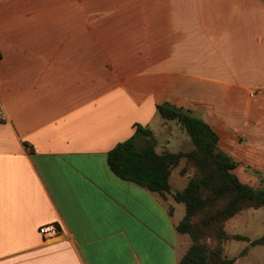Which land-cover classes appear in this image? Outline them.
Returning <instances> with one entry per match:
<instances>
[{"label":"crops","instance_id":"0c3cea01","mask_svg":"<svg viewBox=\"0 0 264 264\" xmlns=\"http://www.w3.org/2000/svg\"><path fill=\"white\" fill-rule=\"evenodd\" d=\"M0 101V264H178L175 191L107 155L169 102L261 169L264 1L0 0Z\"/></svg>","mask_w":264,"mask_h":264},{"label":"trees","instance_id":"16d2710c","mask_svg":"<svg viewBox=\"0 0 264 264\" xmlns=\"http://www.w3.org/2000/svg\"><path fill=\"white\" fill-rule=\"evenodd\" d=\"M157 111L163 120L182 126L191 138L193 149L159 152L154 129L136 123L134 134L108 152V165L118 177L163 196L172 192L173 169L183 159L194 165L195 172L186 186L173 193L175 200L186 206L176 228L192 240L178 264H233L235 259L223 256V242L233 238L225 229L226 223L245 209L263 207L264 188H255L239 178L235 173L239 162L220 149L218 132L204 119L169 102L158 104ZM181 173L186 174L185 167ZM170 212L173 213L172 208ZM208 237L217 242L216 247L207 245ZM252 244H264V235Z\"/></svg>","mask_w":264,"mask_h":264},{"label":"rangeland","instance_id":"374dc122","mask_svg":"<svg viewBox=\"0 0 264 264\" xmlns=\"http://www.w3.org/2000/svg\"><path fill=\"white\" fill-rule=\"evenodd\" d=\"M192 114L195 115L194 113ZM152 128L159 141L157 147L159 152L189 151L194 147L189 134L175 121L161 120V116L159 115L152 122ZM141 141L144 142V140ZM247 145L252 147H247ZM243 148L244 151H247V148L251 153L258 151L264 154V146L257 145V141L255 140L248 141L246 139L240 146V149ZM259 165L262 170L251 165H238L235 173L238 174L243 182L255 188H264V158L260 160ZM184 167L186 168V174L183 175L181 171ZM194 172V165L187 164L186 159H183L182 163L173 169L171 190L173 192L182 190ZM176 203V216L177 219L181 220L186 213V206L182 202ZM225 229L227 233L233 236V238L223 242V256L225 258L235 259L233 264H264V244H252L255 239L264 235V206L260 208H248L238 213L228 220ZM234 235H241L243 238L237 239ZM188 240L189 245H191V238L189 237ZM206 243L210 248L217 246V242L212 237H208Z\"/></svg>","mask_w":264,"mask_h":264},{"label":"built area","instance_id":"2783aa9c","mask_svg":"<svg viewBox=\"0 0 264 264\" xmlns=\"http://www.w3.org/2000/svg\"><path fill=\"white\" fill-rule=\"evenodd\" d=\"M7 121H8L7 113L4 109L3 104L0 101V123ZM40 232L48 237H53L59 233V227L56 224L51 223L40 227Z\"/></svg>","mask_w":264,"mask_h":264}]
</instances>
